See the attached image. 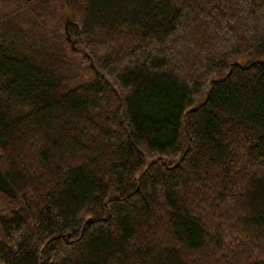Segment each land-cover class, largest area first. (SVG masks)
Here are the masks:
<instances>
[{
  "label": "trees",
  "instance_id": "16d2710c",
  "mask_svg": "<svg viewBox=\"0 0 264 264\" xmlns=\"http://www.w3.org/2000/svg\"><path fill=\"white\" fill-rule=\"evenodd\" d=\"M0 264H264V0H0Z\"/></svg>",
  "mask_w": 264,
  "mask_h": 264
},
{
  "label": "rangeland",
  "instance_id": "374dc122",
  "mask_svg": "<svg viewBox=\"0 0 264 264\" xmlns=\"http://www.w3.org/2000/svg\"><path fill=\"white\" fill-rule=\"evenodd\" d=\"M58 5H60L59 3H58ZM62 10V12H63V9H61Z\"/></svg>",
  "mask_w": 264,
  "mask_h": 264
}]
</instances>
